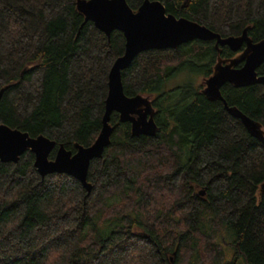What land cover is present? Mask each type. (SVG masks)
Masks as SVG:
<instances>
[{
    "label": "trees",
    "instance_id": "obj_1",
    "mask_svg": "<svg viewBox=\"0 0 264 264\" xmlns=\"http://www.w3.org/2000/svg\"><path fill=\"white\" fill-rule=\"evenodd\" d=\"M149 1L223 38L246 30L264 39V0ZM143 2L126 0L133 11ZM214 45L145 51L121 71L127 97H150L157 132L132 136L112 113L110 144L88 167L89 194L68 175L41 178L29 150L0 161V264H264V145L202 93L218 58L237 56ZM124 47L121 32L107 37L85 22L76 0H0V125L71 152L89 147ZM185 71L200 84L166 89ZM220 93L264 129L263 85Z\"/></svg>",
    "mask_w": 264,
    "mask_h": 264
},
{
    "label": "water",
    "instance_id": "obj_2",
    "mask_svg": "<svg viewBox=\"0 0 264 264\" xmlns=\"http://www.w3.org/2000/svg\"><path fill=\"white\" fill-rule=\"evenodd\" d=\"M76 9L85 22L93 23L107 37L113 31H118L125 38L124 53L114 61L108 74V92L99 135L89 147L76 145L75 152H71L44 136L30 137L28 133L0 125L1 162L17 163L20 156L29 150L34 155L33 165L41 178L51 174L68 175L78 180L89 194L92 186L87 182L88 167L93 159L102 157L110 144L113 127L109 120L112 113L118 114L121 123L130 124L132 136L153 137L157 132L155 109L150 97H127L123 93L121 71L127 69L139 53L176 49L194 40L215 41L218 53L221 47H227L233 53L241 50L233 59L218 58L213 74L202 80V93L210 101L222 102L227 113L239 119L249 135L264 145V129L261 124L237 108L227 106L220 93L225 84L237 88L256 84L264 86V75L259 76L256 72L264 63V39L254 43L246 30L240 36L223 38L196 22L167 14L158 1L144 0L133 11L126 0H76ZM3 91H0V99ZM54 150L53 159H49ZM261 192L264 193V184Z\"/></svg>",
    "mask_w": 264,
    "mask_h": 264
},
{
    "label": "rangeland",
    "instance_id": "obj_3",
    "mask_svg": "<svg viewBox=\"0 0 264 264\" xmlns=\"http://www.w3.org/2000/svg\"><path fill=\"white\" fill-rule=\"evenodd\" d=\"M202 75L199 74H188L186 71L183 73H180L176 76H174L173 78H171L170 80H168L165 84L166 89H173L177 86H180L182 84L188 83L189 81H191L195 86L200 84L201 79H202Z\"/></svg>",
    "mask_w": 264,
    "mask_h": 264
},
{
    "label": "flooded vegetation",
    "instance_id": "obj_4",
    "mask_svg": "<svg viewBox=\"0 0 264 264\" xmlns=\"http://www.w3.org/2000/svg\"><path fill=\"white\" fill-rule=\"evenodd\" d=\"M233 53V52H232ZM240 53V51L238 53H235L236 55H238ZM241 65H238V67H240Z\"/></svg>",
    "mask_w": 264,
    "mask_h": 264
}]
</instances>
